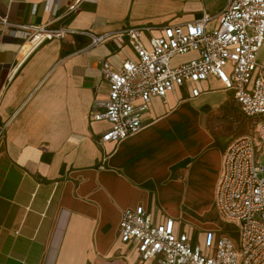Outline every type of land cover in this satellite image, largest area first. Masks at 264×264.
<instances>
[{"label": "crops", "instance_id": "0c3cea01", "mask_svg": "<svg viewBox=\"0 0 264 264\" xmlns=\"http://www.w3.org/2000/svg\"><path fill=\"white\" fill-rule=\"evenodd\" d=\"M196 3L0 0V264H158L120 239L122 213L139 206L193 239L195 215L216 207L225 151L251 134L221 133L227 117L236 129L241 120L233 93L214 77L196 85L197 97L193 86L175 88L153 98L141 129L117 144L100 142L108 125L92 115L110 87L102 62L118 70L136 59L114 36L149 26L145 42L228 0L209 12ZM27 25L66 35L32 45L19 29ZM90 35L110 38L91 47Z\"/></svg>", "mask_w": 264, "mask_h": 264}, {"label": "built area", "instance_id": "2783aa9c", "mask_svg": "<svg viewBox=\"0 0 264 264\" xmlns=\"http://www.w3.org/2000/svg\"><path fill=\"white\" fill-rule=\"evenodd\" d=\"M30 44L62 38L63 29L21 26ZM158 36L144 33L149 26L128 27L115 35L136 56L114 70L106 61L101 73L109 82L107 99L93 105L92 118L108 128L100 142L117 144L142 127V116L153 98H164L175 88L196 87L216 78L233 93L242 114L260 123L257 131L234 141L225 151L216 193V208L226 221L237 225V242L221 236L214 242L208 233L203 244L186 233L175 232V222L154 223L143 207L122 213L121 242L134 244L142 261L158 264H264V63L258 60L264 45V0H228L216 15L203 13L185 25H165ZM94 47L109 35H90ZM194 54L182 63L177 57ZM4 128L0 129V142ZM18 234V231H15Z\"/></svg>", "mask_w": 264, "mask_h": 264}, {"label": "rangeland", "instance_id": "374dc122", "mask_svg": "<svg viewBox=\"0 0 264 264\" xmlns=\"http://www.w3.org/2000/svg\"><path fill=\"white\" fill-rule=\"evenodd\" d=\"M198 1L199 4H197L198 2L196 4L198 5L199 10L202 11L203 9H205L207 12L215 8V6L220 3V0H213L212 3L206 2L205 0ZM258 60L259 62H264V45L259 53ZM177 61L178 59L175 58L173 60V63ZM240 114L241 120L238 122L237 129L234 125L235 121H233L232 118L227 117L226 119H224L225 121L222 123L221 126V133L223 135H232L233 137L235 135V132H237V135L242 136L255 132L259 129L260 123H258L257 125L256 120L254 122L252 119L247 120L241 111ZM260 164L264 165V158L261 159ZM190 228V234L193 237L194 241H196V243H201L204 236L208 233L213 236L214 242H216L221 236L231 238L232 240H234V242H237L238 239L236 229L237 225L221 218L216 207L212 205L201 214L195 215L193 223L190 224Z\"/></svg>", "mask_w": 264, "mask_h": 264}]
</instances>
